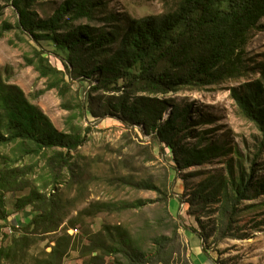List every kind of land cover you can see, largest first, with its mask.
Masks as SVG:
<instances>
[{"label":"trees","instance_id":"1","mask_svg":"<svg viewBox=\"0 0 264 264\" xmlns=\"http://www.w3.org/2000/svg\"><path fill=\"white\" fill-rule=\"evenodd\" d=\"M40 1L0 0V16L6 5L17 13L15 23L6 19L0 22V40L17 29L35 43L31 53L25 55L26 64L47 79L41 93L58 90L62 106L72 111L70 128L57 129L24 89L10 82L8 70L0 66V215L8 217L5 193L26 189L29 192L18 199L16 210L31 207L34 212L28 223L16 228L10 243L0 246V263L64 264L69 251L77 245L75 249L81 251L82 257H89L79 264H106L108 256L117 264H192L180 231L185 224L171 212L170 201L177 192L157 184L155 176L138 178L132 160L123 162L130 173L112 176V182L155 191L157 198L97 200L71 216L69 206L84 195L91 181L89 164L72 154L86 140L84 129L75 120L88 112L97 119L111 117L126 127L138 126L144 135L173 149V167L182 173L200 161L203 154L176 148L175 133L186 124L190 107L180 108L164 96L255 73V79L230 88L242 114L262 134L249 168L242 159L238 165L231 159L226 175L209 174L187 198L179 195L180 201L189 205L188 214L201 227L188 229L200 237L204 252L217 263L209 254L207 242L211 234L203 218L216 215L215 244L237 239L240 205L264 189V180L255 178V166L264 151V58L248 57L255 32L264 30V0H163L173 3L166 12L140 18L108 11L105 0H64L44 18L35 9ZM95 21L101 24H93ZM51 55L62 67L52 62ZM83 81L89 82L86 98H67L74 82ZM170 107L172 112L162 124ZM11 145L13 154L2 153V147ZM161 149L164 154L165 147ZM145 155L148 161L155 159L154 148L146 149ZM29 156L41 157L45 162L41 185L31 178L37 164H20ZM66 172L70 175L67 181ZM198 175L192 172L185 177ZM63 184L75 188L76 197L66 198ZM155 202L163 205V216L157 222L162 230L148 239L135 235L122 223H103L100 230L94 231L88 221L104 212L140 210ZM73 230L80 232L78 242ZM50 234H55L51 251L29 262V249L36 238Z\"/></svg>","mask_w":264,"mask_h":264},{"label":"rangeland","instance_id":"2","mask_svg":"<svg viewBox=\"0 0 264 264\" xmlns=\"http://www.w3.org/2000/svg\"><path fill=\"white\" fill-rule=\"evenodd\" d=\"M64 0H42L35 5L41 17L50 16ZM108 3L107 10L132 17H143L166 12L170 4L163 0H105ZM101 16V13H97ZM9 20L13 23L17 20V13L12 6L6 5L0 22ZM264 22V19H263ZM93 24H101L95 21ZM26 36L19 33L17 29L7 33L0 40V66L6 68L11 76L10 82L20 85L27 97L51 118L57 129L68 131L70 128L69 117L72 114L62 106V98L57 89L46 90L47 79L41 77L39 72L26 64L25 55L31 53L34 45ZM46 48L47 45L44 43ZM249 60L264 58V30L256 31L248 49ZM52 62L62 67V64L51 55ZM258 77V74H250L240 79H230L226 82L205 88H184L176 93L164 96L171 100L170 103L183 107H190V113L186 124L180 126L174 136L176 148L181 152L184 149L196 150L202 153L200 161L195 163L182 173L174 169L173 149L165 147L164 154L159 140H154L149 135H144L140 127H126L115 118H94L90 113L79 115L76 124L82 126L86 134L85 142L72 152L75 158L89 164L88 171L91 181L88 189L79 200L69 206L71 216L87 207L91 202L101 201H133L137 198H157L158 194L150 190H136L131 187H121L112 182V176L127 175L130 170L123 165L124 161L135 162L134 171L136 176H155L157 184L167 185L168 189L177 192L170 201L171 212L174 216L184 222L181 228L182 239L188 246L187 256L193 263V243L189 237L192 233L188 227H201L193 216L188 214L189 205L180 201L179 195L187 198L190 191L209 174H227V167L231 159L236 165L242 159L245 168H249L250 161L259 150L262 134L258 127L246 118L236 101L231 96L232 87H239L248 80ZM89 82H74L72 91L67 95L71 99H85ZM172 108H168L163 115L162 124L169 118ZM88 130V131H87ZM153 147L155 159L148 161L145 150ZM13 146L2 147V153L13 154ZM1 161V160H0ZM37 164L36 173L31 176L41 185V175L45 172L44 161L41 157H26L20 164ZM237 167V166H235ZM238 168V167H237ZM256 181L264 180V151L256 163ZM199 172L198 176L185 177L186 174ZM66 172L64 180L69 179ZM62 192L66 198H74L77 190L62 185ZM24 191L6 192L5 208L7 218L0 215V246L10 243L11 237L16 231V224L20 226L28 223L34 212L31 207L25 210H16L18 199L26 195ZM255 194V187H252ZM1 214V211H0ZM163 216V205L158 202L152 203L140 210H127L122 213H101L88 221L94 231L101 229L103 223H122L132 229L135 235L151 237L162 230L157 225ZM206 231L211 234L207 247L209 254L217 260L214 264H264V189L260 195L245 200L240 205L237 239H225L219 244L214 243L216 236V215L203 218ZM19 228V226H18ZM17 228V229H18ZM78 234V235H77ZM80 232H75L76 242ZM55 234L37 237L35 243L29 249L28 261L33 257H42L45 252L51 251V244ZM77 248V245H75ZM72 249L67 254L64 264H79L89 257H82L81 251ZM209 258V257H208ZM210 259V258H209ZM0 264H10L3 261ZM106 264H117L113 257L106 258Z\"/></svg>","mask_w":264,"mask_h":264},{"label":"crops","instance_id":"3","mask_svg":"<svg viewBox=\"0 0 264 264\" xmlns=\"http://www.w3.org/2000/svg\"><path fill=\"white\" fill-rule=\"evenodd\" d=\"M191 238V241L193 243V263L194 264H214L211 262L207 256V254L203 250V244L200 237L192 232L189 236Z\"/></svg>","mask_w":264,"mask_h":264},{"label":"built area","instance_id":"4","mask_svg":"<svg viewBox=\"0 0 264 264\" xmlns=\"http://www.w3.org/2000/svg\"><path fill=\"white\" fill-rule=\"evenodd\" d=\"M16 226L18 227V226H19V224H16ZM75 230H77V229H75ZM75 230H73V231H75Z\"/></svg>","mask_w":264,"mask_h":264}]
</instances>
